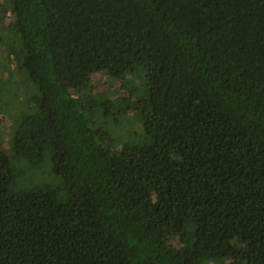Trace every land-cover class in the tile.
Listing matches in <instances>:
<instances>
[{
	"label": "trees",
	"instance_id": "1",
	"mask_svg": "<svg viewBox=\"0 0 264 264\" xmlns=\"http://www.w3.org/2000/svg\"><path fill=\"white\" fill-rule=\"evenodd\" d=\"M14 3L0 264H264V0Z\"/></svg>",
	"mask_w": 264,
	"mask_h": 264
},
{
	"label": "rangeland",
	"instance_id": "2",
	"mask_svg": "<svg viewBox=\"0 0 264 264\" xmlns=\"http://www.w3.org/2000/svg\"><path fill=\"white\" fill-rule=\"evenodd\" d=\"M0 5L7 10L6 16L3 20V25H6L15 15V3L14 0H0ZM7 35L11 37L13 36V33L7 32ZM6 48V44L0 43V140L3 142V149L8 152L9 147L6 141L11 136L13 129L17 124L19 114L26 108L29 92L28 85L23 82V75L14 70L11 75L9 70L6 69L4 53ZM92 79L95 82H103L106 80V75L103 72L95 73L92 76ZM135 86L136 82L132 79H127L124 82L119 81L107 85L101 84L97 89L102 91H115L116 89L118 93H125L128 95L129 91H131V89L133 90ZM135 96L136 94L133 95V98ZM131 107L132 105H130V108ZM134 125L135 120L133 117L127 116L119 128V132L125 134V136L128 135V132L131 129L132 132L135 130V133H138V130H136L138 126Z\"/></svg>",
	"mask_w": 264,
	"mask_h": 264
}]
</instances>
